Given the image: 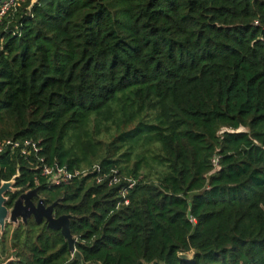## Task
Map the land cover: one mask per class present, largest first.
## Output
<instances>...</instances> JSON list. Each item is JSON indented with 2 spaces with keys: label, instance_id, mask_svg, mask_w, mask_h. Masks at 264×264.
Returning a JSON list of instances; mask_svg holds the SVG:
<instances>
[{
  "label": "trees",
  "instance_id": "1",
  "mask_svg": "<svg viewBox=\"0 0 264 264\" xmlns=\"http://www.w3.org/2000/svg\"><path fill=\"white\" fill-rule=\"evenodd\" d=\"M7 140L136 182L125 205L97 172L50 186L0 155V186L72 216L83 264H264V0H26L0 22ZM11 259L80 264L35 220L0 234Z\"/></svg>",
  "mask_w": 264,
  "mask_h": 264
},
{
  "label": "water",
  "instance_id": "2",
  "mask_svg": "<svg viewBox=\"0 0 264 264\" xmlns=\"http://www.w3.org/2000/svg\"><path fill=\"white\" fill-rule=\"evenodd\" d=\"M39 1L40 0H32V6H34ZM16 178L17 176L14 177L10 182H3L0 186L1 232L3 233L6 230L7 224H17L19 223V220H22L25 224H27L31 218H34L38 224L45 222L48 229L61 232L65 240L68 242L73 256L80 262V264H83L82 255L75 248L76 239L73 237L70 230L72 216H55V208L59 204L58 202H55L50 206H46L45 201L41 199L38 194V189H35L29 191L28 193L22 194L15 201V203L13 202L14 205L12 209L9 210L8 206L11 205V200L9 198L17 193V190L14 189ZM19 191H21V189ZM35 199L38 200L37 203L34 202ZM180 257L185 260L192 259V256L190 255H181ZM12 261L13 259L3 264H11Z\"/></svg>",
  "mask_w": 264,
  "mask_h": 264
},
{
  "label": "built area",
  "instance_id": "3",
  "mask_svg": "<svg viewBox=\"0 0 264 264\" xmlns=\"http://www.w3.org/2000/svg\"><path fill=\"white\" fill-rule=\"evenodd\" d=\"M26 0H6L0 7V22L3 17L11 10L21 7ZM7 150L18 151L24 157L39 156L41 151L39 145L33 141H2L0 142V155ZM38 168L40 169L41 176L46 179V183L50 186H61L70 184L74 179L82 178L88 173L97 172L99 177L97 178L98 184L107 183L109 187H115L118 185H125L126 187L122 192V204L128 205L127 194L128 190L135 187L136 182L132 179L123 177L119 172L112 170L109 173H102L100 166H94L93 169L84 171L71 172L66 167H61L58 164L49 165L44 158H37ZM121 203L119 204L122 205Z\"/></svg>",
  "mask_w": 264,
  "mask_h": 264
},
{
  "label": "flooded vegetation",
  "instance_id": "4",
  "mask_svg": "<svg viewBox=\"0 0 264 264\" xmlns=\"http://www.w3.org/2000/svg\"><path fill=\"white\" fill-rule=\"evenodd\" d=\"M17 177H18V175H16ZM15 176V177H16ZM12 181V180H11ZM10 182V181H9ZM14 189H16L17 190V193H15L13 196H15V198H12L11 199V197L9 198L10 200H11V205H9L8 206V208H9V210H11L12 209V207H13V205H14V203H15V201L22 195V194H24V193H28L29 191H32V190H35V189H38V188H35V189H31V190H28V191H25V192H21V191H19L21 188H17V186H16V181H15V186H14ZM38 191H39V189H38ZM38 194H39V196L41 197V199H43L42 198V196L40 195V193L38 192ZM9 197V196H8ZM9 200V201H10ZM44 200V199H43ZM45 201V200H44ZM14 202V203H13ZM34 202L35 203H37L38 202V200H34ZM46 204V203H45ZM46 206H50V205H47L46 204ZM30 220H34V218H31V219H29V221ZM28 221V222H29ZM41 224H46L45 222H43V223H41ZM20 225H26L22 220H19V223H17V224H11V223H9V224H7V227H11V226H14L13 228H17L18 226H20ZM6 227V228H7ZM0 234H3L2 232H1V228H0ZM1 263V262H0ZM1 264H3V263H1Z\"/></svg>",
  "mask_w": 264,
  "mask_h": 264
},
{
  "label": "rangeland",
  "instance_id": "5",
  "mask_svg": "<svg viewBox=\"0 0 264 264\" xmlns=\"http://www.w3.org/2000/svg\"><path fill=\"white\" fill-rule=\"evenodd\" d=\"M13 227H14V226H11V227H10V230H11V231L14 229Z\"/></svg>",
  "mask_w": 264,
  "mask_h": 264
}]
</instances>
